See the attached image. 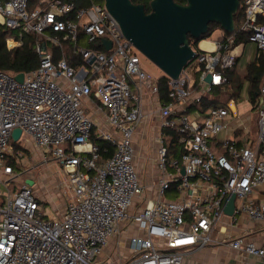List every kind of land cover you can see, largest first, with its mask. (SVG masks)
I'll list each match as a JSON object with an SVG mask.
<instances>
[{
	"label": "built area",
	"instance_id": "built-area-1",
	"mask_svg": "<svg viewBox=\"0 0 264 264\" xmlns=\"http://www.w3.org/2000/svg\"><path fill=\"white\" fill-rule=\"evenodd\" d=\"M89 1L79 7L0 0V25L13 32L8 48L32 35L40 57L23 82L0 71V184L7 189L0 198V264H184L187 255L212 246L264 264V203L254 198L264 185V78L253 104L255 138L244 128L240 138L225 135L228 121L240 116L234 96L203 106L213 89L229 84L226 71L236 66L240 45L253 43L256 57L264 54V0H243L241 24L230 35L223 31L213 49L200 42L179 78L167 76V98L105 4ZM16 128L23 149L30 143L64 170L70 197L55 217L43 215V201L27 181L13 193L5 183L25 173L13 164L26 158L11 146ZM149 131L147 158L142 142ZM93 134L108 143L107 158ZM142 158L155 161L148 186ZM240 218L262 229L231 234ZM127 228L126 255L109 256Z\"/></svg>",
	"mask_w": 264,
	"mask_h": 264
},
{
	"label": "water",
	"instance_id": "water-1",
	"mask_svg": "<svg viewBox=\"0 0 264 264\" xmlns=\"http://www.w3.org/2000/svg\"><path fill=\"white\" fill-rule=\"evenodd\" d=\"M106 8L119 23L126 39L146 58L161 69L164 75L177 79L196 56L189 36L201 41L211 24H219L223 31H234V15L240 7V0H185V4L175 0H152L151 12L144 4L134 0H103ZM106 49L111 43L106 42ZM24 73L16 75L23 82ZM211 81V76H208ZM22 134L20 128L12 133L13 142ZM33 185V181H27ZM235 195L227 200L225 213L233 215Z\"/></svg>",
	"mask_w": 264,
	"mask_h": 264
},
{
	"label": "rangeland",
	"instance_id": "rangeland-1",
	"mask_svg": "<svg viewBox=\"0 0 264 264\" xmlns=\"http://www.w3.org/2000/svg\"><path fill=\"white\" fill-rule=\"evenodd\" d=\"M103 2V0H98ZM149 1V0H148ZM223 33L222 29H217L212 33V35L206 39V41L215 42L217 41ZM256 50L253 44H247V47L242 51L240 59L237 64V72L243 78L247 74V66L249 63L253 62L256 58ZM141 58V64L145 71H147L153 78H158L163 76V72L159 67H157L154 63H152L148 58H146L141 52L139 53ZM240 55V54H239ZM239 57V56H238ZM251 86L250 81L248 79H243L242 90L239 96L238 109L240 111V116L238 121L244 124L243 128L247 130L248 127H253L256 124L254 110L252 109L253 102L251 101ZM94 118V116H93ZM256 126L253 128V132L256 131ZM153 134L149 131L148 134L145 135L146 139H143V145H146L144 151L146 153V157H150L152 154L151 149L153 146L152 138ZM11 142V146L18 148L19 144ZM23 144V143H22ZM26 152L22 156L26 155L25 160H23L22 170L25 172L20 178L15 180L14 182L7 181L5 179V183L9 186L11 193L15 191L18 187L20 188L21 184L26 183V181H33L32 185L35 193L40 197L43 201L44 209L43 215L47 217H55L56 213H60L68 198L70 197V191L67 187V179L64 175L63 168L58 165L57 162L52 161L51 157L48 155L49 161L43 159V155L41 150H38L30 143H26ZM25 145V144H24ZM21 146V144H20ZM147 148V150H146ZM140 166V175L144 185H151L156 178V170L154 169L155 161H151L150 159L142 158L139 161ZM17 169V170H20ZM7 189L3 184H0V198L3 195H7ZM56 211V212H55ZM246 220V219H245ZM239 221H242L241 218ZM244 227H248L251 233L257 232L262 229V225H254L250 221H246L243 224ZM131 229H126V235L124 234L122 237V245L121 247L117 246V238L113 239L110 244L109 256L116 258L117 255L125 256L128 249L127 243L125 240L127 236L131 232ZM232 234V231H231ZM251 260V261H250ZM243 258L240 256V253L234 250L227 248L226 246H212L198 253H192L187 255L184 264H257L258 260L253 261L250 258Z\"/></svg>",
	"mask_w": 264,
	"mask_h": 264
},
{
	"label": "trees",
	"instance_id": "trees-1",
	"mask_svg": "<svg viewBox=\"0 0 264 264\" xmlns=\"http://www.w3.org/2000/svg\"><path fill=\"white\" fill-rule=\"evenodd\" d=\"M69 2L76 3L79 7L80 6H89L90 1L89 0H66ZM96 2H100L98 0H95ZM152 0H134V3L136 4H144L146 12H151L150 3ZM177 3L185 4V0H175ZM244 16V6H243V0H240V7L237 13L234 15V21L235 26H239L243 20ZM264 23V19L261 20ZM217 29H221L219 24H211L209 27L208 32L202 36L201 41H198L194 39L192 36H189L190 44L192 45L193 49L195 51H199V44L200 42L208 39L214 31ZM225 35H230L231 33H228L224 31ZM13 34L12 31L9 29H6L5 27L0 25V71L7 72L13 76L18 75L19 73H28L35 69H37L40 65V57L35 49V37L32 35H25L23 39V45L10 50L7 46V38L10 37ZM98 48V46H93ZM100 49V48H99ZM102 49V48H101ZM56 57L61 58L62 52L55 50ZM68 55L70 54L67 53ZM66 54V55H67ZM71 63L72 59H70V56L67 57ZM78 62L82 61L79 57L77 58ZM81 63V62H80ZM258 63L260 65H258ZM248 72L249 75H258L259 78H264V54H261L260 57H256L255 61L252 62L248 66ZM226 74L229 78V84L225 85L224 87H218L213 89L212 93L205 97V102L203 103V106L205 109H208L212 106H218V105H225L227 100L232 95V84L236 86L237 84L240 85V82L235 78L234 75V68L229 69L226 71ZM168 77L166 75H163L160 77L159 80V86H160V92L161 96L163 98H167L168 93ZM262 84V83H261ZM260 86H257V84H252L251 87V96L253 103L256 101L258 94L260 92ZM92 140L95 142V144L99 147L100 154L103 156V158H107L108 155L104 152L105 148L109 147L108 143L105 141H102L98 139L94 134L92 135ZM16 144H19L20 142H14ZM14 144V145H16ZM16 151H25L20 145L18 148L14 147ZM112 152V149H110ZM13 164L16 166L17 169L20 168V164L16 162L15 159H13Z\"/></svg>",
	"mask_w": 264,
	"mask_h": 264
},
{
	"label": "crops",
	"instance_id": "crops-1",
	"mask_svg": "<svg viewBox=\"0 0 264 264\" xmlns=\"http://www.w3.org/2000/svg\"><path fill=\"white\" fill-rule=\"evenodd\" d=\"M247 44H253V43H248V42H244L242 45H240L238 48H237V52L240 54L238 59H237V63H236V66L234 67V75H235V78H237V80L240 82V85L237 84L236 86H234L232 84V88H231V93L232 95L230 96V98L232 96L235 97L236 99V104L238 105V102H239V96H240V93H241V90H242V85H243V79H248L250 81V86L252 87V84H257V86H260L261 83H262V80L263 78H259V76L256 74L254 75H249L250 73L248 72V66L252 63H249L248 66H247V74L246 76L243 78L242 76H240V74L237 72V64H238V61L240 59V56H241V53L242 51L245 49V47H247ZM254 47H255V50H256V54H257V46L255 44H253ZM256 59V58H255ZM254 59V61H255ZM253 61V62H254ZM258 65H260L258 63ZM229 98V99H230ZM228 99V100H229ZM251 101H252V96H251ZM227 100V101H228ZM253 102V101H252ZM254 104V103H253ZM238 107V106H237ZM252 109H253V106H252ZM239 110V109H238ZM239 118V117H238ZM238 118L237 119H231L230 121H228V124L231 128L228 129L227 133H225L226 136L230 137V138H240L241 136H243V133H241V130L244 126V124L242 125V123H240L238 121ZM256 120V119H255ZM256 126V124L254 125ZM253 127H248L247 128V133H248V138H255L256 137V132L257 130L255 131V133L253 132ZM232 129H235V131H232ZM257 129V127H256ZM221 137H224L223 135H221ZM254 198L257 199L259 202H262L264 203V185H262L261 187L257 188V190L255 191L254 193ZM242 221H238L237 223V226H235L233 229H232V234L233 235H242L243 232L245 231H250L249 228L247 227H244L243 224L244 222H246V220L244 218H241ZM248 222V221H247ZM253 224V223H252ZM256 226V225H255Z\"/></svg>",
	"mask_w": 264,
	"mask_h": 264
},
{
	"label": "bare ground",
	"instance_id": "bare-ground-1",
	"mask_svg": "<svg viewBox=\"0 0 264 264\" xmlns=\"http://www.w3.org/2000/svg\"><path fill=\"white\" fill-rule=\"evenodd\" d=\"M214 45L211 42L204 41L202 43V48H208V49H213Z\"/></svg>",
	"mask_w": 264,
	"mask_h": 264
}]
</instances>
